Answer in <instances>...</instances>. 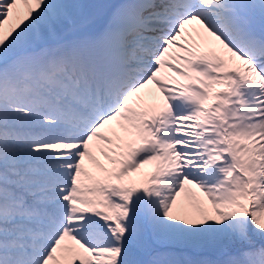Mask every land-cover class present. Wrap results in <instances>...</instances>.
Returning a JSON list of instances; mask_svg holds the SVG:
<instances>
[{
    "label": "snow or ice",
    "instance_id": "obj_1",
    "mask_svg": "<svg viewBox=\"0 0 264 264\" xmlns=\"http://www.w3.org/2000/svg\"><path fill=\"white\" fill-rule=\"evenodd\" d=\"M0 264H264V0H0Z\"/></svg>",
    "mask_w": 264,
    "mask_h": 264
},
{
    "label": "rangeland",
    "instance_id": "obj_2",
    "mask_svg": "<svg viewBox=\"0 0 264 264\" xmlns=\"http://www.w3.org/2000/svg\"><path fill=\"white\" fill-rule=\"evenodd\" d=\"M92 2H95V0H92ZM25 6L21 5V12L25 11Z\"/></svg>",
    "mask_w": 264,
    "mask_h": 264
}]
</instances>
